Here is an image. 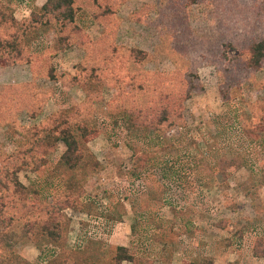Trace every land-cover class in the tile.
I'll return each mask as SVG.
<instances>
[{
    "label": "rangeland",
    "instance_id": "obj_1",
    "mask_svg": "<svg viewBox=\"0 0 264 264\" xmlns=\"http://www.w3.org/2000/svg\"><path fill=\"white\" fill-rule=\"evenodd\" d=\"M5 1L18 19L26 16L25 1L31 10L44 3ZM114 11L118 24L111 37L86 10L78 13V23L94 39L104 37L108 51L136 53L129 57L126 71L157 76L169 89L197 84L183 103L189 127H169L161 142L159 137L141 138L113 114L126 105L143 106L136 89L102 85L94 90L96 100L85 111L99 131L87 143L100 162L98 168L62 164L66 146L58 142L45 154L41 172H20L21 181L41 195L31 196L24 217L55 203L63 182L73 179L81 182L75 200L88 203L89 212L73 206L63 209L70 223L62 247L36 235L30 238L23 220L0 229V264H49L53 255L61 264H114L120 245L129 247L135 259L122 264H188L205 256H212L215 264H264L252 250L255 237L264 235V182L254 176L264 159V57L257 66L249 63L250 44L264 38V0H120ZM220 35L235 39L236 48L226 50L227 59L220 51L212 59L214 54H205L208 46L203 43L212 44ZM56 36L55 28L46 26L32 42V51L49 55ZM84 54L75 45L52 62L59 72L73 75ZM1 68L6 72L0 74V86L34 80L28 64ZM39 88L48 93L52 89L53 96L37 117L26 110L17 115L26 128L89 96L81 86L68 88L46 77L36 79L34 91ZM242 119L260 125L257 144L242 134ZM218 126L220 143L229 142V134L236 139L239 135L235 142L251 159L253 171L242 166L231 169L227 181L217 174L205 182V136L218 133ZM25 142L15 128L0 122V157ZM135 151L152 152L157 161L135 170Z\"/></svg>",
    "mask_w": 264,
    "mask_h": 264
},
{
    "label": "trees",
    "instance_id": "obj_2",
    "mask_svg": "<svg viewBox=\"0 0 264 264\" xmlns=\"http://www.w3.org/2000/svg\"><path fill=\"white\" fill-rule=\"evenodd\" d=\"M119 2L120 0H46L39 9H33L28 15L23 16V19H18L13 7L7 1L0 0V67L28 64L34 75L33 81L0 86V122L15 128L17 134L26 139L25 144L14 152L0 157V229L23 220L24 232L30 238L36 235L55 246H63V242L67 240L70 223V218L64 215L63 209L66 206H73L76 210L87 211L89 208L85 201L75 200V195L79 193L76 188L81 182L76 179L63 182L64 189L57 193L55 203L47 204L40 212L33 211V215L24 217L26 208H30L29 205L33 200L31 196L41 195L38 189L30 188L21 181L20 172L24 170L41 172L47 162L45 154L49 153L58 142H63L66 146L59 159L62 164L72 169L80 166L91 170L98 168L100 162L87 143L97 137L99 131L86 113L85 106L95 102L94 90L102 85L135 88L142 96L144 102L142 107L132 105L128 108L126 105L113 112L117 115L118 121L121 120L128 130L138 133L141 138H148L150 141L159 137L160 141L161 134L166 135L165 131L169 127H182V130L189 127L183 103L191 95L190 90L197 84L169 89L164 80L157 76L141 72L132 74V71H126L125 68H128L130 62L129 57L136 53L122 56L123 51L122 54L118 50L108 51L104 37L94 39L78 23V13L86 10L93 19L103 24L108 30L107 37H111L114 34L112 30L118 24L114 18V10ZM49 25H52L57 32L53 47L50 48L53 52L49 51V55L45 52L34 53L32 42L39 32ZM210 43L211 41H205L203 45L208 46L205 47V54H214L212 59H215L219 51L220 55L227 59L229 55L226 50L236 48L235 39H227L221 35L214 39L212 44ZM75 45L85 50L80 69H77L73 75L66 71L59 72L52 60ZM249 54H251L249 58L251 66L259 65L264 57V38H259L250 44ZM39 77H46L53 82L61 81L68 88L81 86L89 96L81 104L61 107L39 124L26 128L18 123L17 115L26 110L31 117H37L40 108L53 96L52 89H49V93L40 88L34 91L35 81ZM239 125L242 134L249 142L257 144L258 136L255 131L260 125L247 119H242ZM216 129L217 134L209 131L205 136L209 146L205 151V157H202L205 159V169L208 171V175L205 174V182L217 174H221V178L227 181L231 174L230 170H237L242 166H247L253 171L251 159L235 142L239 140V135L236 139L229 134V142L220 143L218 137L222 127L218 126ZM166 141L169 144L167 139ZM250 153L253 151L250 150ZM135 154L133 158L135 170H142L144 164L154 165L153 162L157 161V156H153L149 151L141 154L135 151ZM260 161L262 164L260 163L261 167L258 169L259 174L254 176H259L264 182V159ZM195 166L197 172V165ZM133 228H136V225H133ZM241 235H243L242 231ZM252 250L256 256L264 258V235L255 237ZM56 256H52L53 259H50L49 264H61L60 258ZM113 260L114 264H122L124 260L135 261L130 248L125 245L116 248ZM188 264L215 263L212 256H205L200 261H189Z\"/></svg>",
    "mask_w": 264,
    "mask_h": 264
},
{
    "label": "built area",
    "instance_id": "obj_3",
    "mask_svg": "<svg viewBox=\"0 0 264 264\" xmlns=\"http://www.w3.org/2000/svg\"><path fill=\"white\" fill-rule=\"evenodd\" d=\"M24 3H25V6H26L27 8L23 9V11H24L23 14H24V15H28V14L30 13V8L28 7L26 1H25ZM79 241H80V240H79Z\"/></svg>",
    "mask_w": 264,
    "mask_h": 264
},
{
    "label": "crops",
    "instance_id": "obj_4",
    "mask_svg": "<svg viewBox=\"0 0 264 264\" xmlns=\"http://www.w3.org/2000/svg\"><path fill=\"white\" fill-rule=\"evenodd\" d=\"M45 1H46V0H43L42 2H45ZM30 10H31V9H30ZM16 16H17V15H16ZM7 67H9V66H7ZM1 69H2V70L0 71V74H1V73H5V72H6V71H5V70H6V68H1Z\"/></svg>",
    "mask_w": 264,
    "mask_h": 264
}]
</instances>
